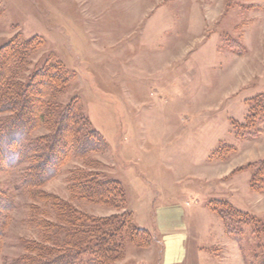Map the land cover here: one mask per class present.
Wrapping results in <instances>:
<instances>
[{
	"label": "rangeland",
	"instance_id": "374dc122",
	"mask_svg": "<svg viewBox=\"0 0 264 264\" xmlns=\"http://www.w3.org/2000/svg\"><path fill=\"white\" fill-rule=\"evenodd\" d=\"M15 36L43 41L25 74L51 56L73 74L56 100H79L107 143L90 154L100 162L97 171L120 182L134 225L152 235L146 248L126 242L111 264L259 261L264 191L249 184L264 158V114L251 134L232 122H242L249 100L264 92V0H0V46ZM222 145L225 155L211 157ZM26 166L0 170V189L13 202L0 264H24L27 247L41 239L36 221H56L51 205L24 188ZM225 167L230 172L218 179ZM77 168H84L80 161L68 160L42 190L91 215L118 212L70 194ZM213 199L252 214L256 234L250 225L241 242L227 234L208 206ZM162 213L172 223L158 224Z\"/></svg>",
	"mask_w": 264,
	"mask_h": 264
},
{
	"label": "trees",
	"instance_id": "16d2710c",
	"mask_svg": "<svg viewBox=\"0 0 264 264\" xmlns=\"http://www.w3.org/2000/svg\"><path fill=\"white\" fill-rule=\"evenodd\" d=\"M42 45V40L15 36L0 46V170L7 172L26 162L24 188L33 198L49 203L56 215L55 222L46 217L36 221L41 239L27 247L24 264H111L122 256L126 242L146 248L152 235L134 225L131 212L124 207L125 193L120 182L97 171L100 162L90 154L105 151L107 143L92 128L79 100L72 98L65 104L56 100L73 74L54 56L25 74L30 54ZM262 114L264 92L249 100L243 121L232 122L233 127L251 134L248 128ZM41 127L46 132L34 137L33 132ZM224 150L222 145L211 157H223ZM70 159L80 161L84 167L71 173L70 194L88 203L120 208L118 212L91 215L42 190ZM249 186L254 191H264V158L254 164ZM7 195L0 189V236L13 203ZM208 206L221 219L225 232L239 242L247 225L256 234V219L248 211L221 199L210 200ZM61 231L65 234L59 240ZM256 264H264V255Z\"/></svg>",
	"mask_w": 264,
	"mask_h": 264
},
{
	"label": "crops",
	"instance_id": "0c3cea01",
	"mask_svg": "<svg viewBox=\"0 0 264 264\" xmlns=\"http://www.w3.org/2000/svg\"><path fill=\"white\" fill-rule=\"evenodd\" d=\"M221 162V163H224V162H227V161H224V160H217V161H215V162ZM232 171V170H231ZM230 172V169H228L227 167H225V169H217V171H216V176L218 177V179H221V178H223L224 176H226L228 173ZM181 208H182V206H181ZM164 210V214H165V212H167L168 210L166 209V208H163ZM175 209H176V211H174L175 213L174 214H178V211H179V208L178 207H175ZM183 209V208H182ZM258 212H260V211H258ZM163 213L160 215V217L159 216H157V221H158V224H159V222H161L162 223V225H165L163 222H166V223H172V220H173V218H171V217H169V216H167V215H165V217H168L169 218V220H167V218H166V220H164L165 218H164V215H163ZM258 214H260V213H258ZM177 216V218H178V221L181 223V226L182 227H184V223L183 222H181V220H180V218H179V216L178 215H176ZM177 225V224H176ZM165 228H167V226H164ZM171 227V226H170ZM182 232H183V230H181ZM184 251V250H183ZM182 253V251L181 252H179V253H177V255H175V258L177 259L178 258V260H180V254ZM172 259H174V258H172ZM181 261H182V258H181ZM181 261H179V262H181Z\"/></svg>",
	"mask_w": 264,
	"mask_h": 264
}]
</instances>
